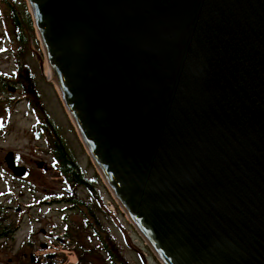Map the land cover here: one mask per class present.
Returning <instances> with one entry per match:
<instances>
[{"label": "water", "instance_id": "1", "mask_svg": "<svg viewBox=\"0 0 264 264\" xmlns=\"http://www.w3.org/2000/svg\"><path fill=\"white\" fill-rule=\"evenodd\" d=\"M27 3L88 154L160 263L264 264V0Z\"/></svg>", "mask_w": 264, "mask_h": 264}, {"label": "rangeland", "instance_id": "2", "mask_svg": "<svg viewBox=\"0 0 264 264\" xmlns=\"http://www.w3.org/2000/svg\"><path fill=\"white\" fill-rule=\"evenodd\" d=\"M24 1L10 0L12 4L19 7ZM7 11V4L6 6L0 5V16L3 17V20H0V68H5L7 77H11L12 80H15L13 74L17 68L21 75L19 78L21 85L17 92L11 93L9 89L6 90V94H2L3 99H0V174L5 172L2 167H4V159L7 156H15L31 172L39 173V175L31 176L24 181H15L8 176L4 177L5 187L10 193L7 198L12 199L10 205L27 207L18 220V238H22L28 231L36 230L37 232L40 227L47 228L36 219V216L45 215L50 222V250H43V252H50V255L55 254L56 264L78 263L79 257L73 247L75 243L68 239L66 242H69V246H65L63 234L68 225L81 226L78 224L81 221L80 216L67 209V205L63 201L66 186L63 185L55 167L45 173L44 170H40L36 166L39 160L46 163L51 162L48 143L50 141L46 139L49 132L45 122L49 120L64 140L69 152L76 159L83 174L93 181L103 205L110 211L108 215L100 211L97 214L104 228L110 232L109 237L114 239L126 264H160L159 259L123 212L109 188L106 187L101 176H98L99 172L67 112L56 85L46 78L49 67L46 59L43 58L40 42L38 46L32 40L29 44L31 49L18 61L19 68L16 66V60L10 51V40L13 35L12 24L9 19L5 22L3 16L4 13H8ZM37 132L42 134L37 135ZM5 174L8 175L6 172ZM48 193H50L49 196H47ZM77 193L78 197L85 200L91 198L89 192L84 188H78ZM42 197L50 199V207L43 205L38 208H29L27 206H31V204L33 206L35 204L33 201ZM86 233H88L87 230ZM39 239L46 240L41 235H39ZM77 240H80L88 248H95L98 245L95 240H88L84 236ZM105 257V253L101 251L93 261L94 263L91 262V264H110ZM1 264L14 263L3 260Z\"/></svg>", "mask_w": 264, "mask_h": 264}, {"label": "trees", "instance_id": "3", "mask_svg": "<svg viewBox=\"0 0 264 264\" xmlns=\"http://www.w3.org/2000/svg\"><path fill=\"white\" fill-rule=\"evenodd\" d=\"M8 6V13H4V19L11 20L12 39L10 40V51L13 58L18 62L22 59L27 51L31 49L29 44L34 40L39 46L37 33L33 24L31 13L26 0L22 5L17 6L12 4L10 0H3ZM21 4V3H20ZM1 15V13H0ZM1 17V16H0ZM3 20V17L0 18ZM21 76V75H20ZM46 129L49 134L47 141H50V152L55 161V167L60 171L61 181L66 188L64 189L63 201L67 205V209L77 213L81 221L78 224L81 226L68 225L64 229L63 244L69 246L67 238H70L75 245V251L78 254L79 260L77 264H91L96 260L99 252L105 253V259L110 264H126V261L119 253L118 247L112 237H109L110 232L104 228L97 212L108 215L110 211L103 205L100 194L97 192L93 181H90L81 171L79 164L74 156L69 152L62 137L56 131L55 126L46 120ZM42 134L41 132H37ZM36 135V136H37ZM44 135L46 133L44 132ZM98 173V172H97ZM98 176L100 177L99 173ZM101 178V177H100ZM84 188L89 192L90 200H85L78 197L77 189ZM58 201V200H53ZM65 221V219H64ZM64 224H67V222ZM86 230L88 233H86ZM84 236L88 240H95L98 245L88 248L81 243L80 237ZM101 250V251H100ZM50 257V258H49ZM43 264H56L55 255L47 256Z\"/></svg>", "mask_w": 264, "mask_h": 264}, {"label": "flooded vegetation", "instance_id": "4", "mask_svg": "<svg viewBox=\"0 0 264 264\" xmlns=\"http://www.w3.org/2000/svg\"><path fill=\"white\" fill-rule=\"evenodd\" d=\"M0 5H5L6 2L0 0ZM9 14V13H8ZM11 21V20H10ZM16 66L19 68L20 63L15 62ZM1 67V64H0ZM15 80L10 79L11 77H7L5 68H0V99H3L2 94H6V90L13 88L10 90L11 93L17 92L20 88L21 83L19 82L20 72H18L16 68V72L13 74ZM28 89V88H27ZM49 146H50V142ZM50 151V150H49ZM51 154V162L46 163L43 160H39L36 163V166L40 170H44L45 173L54 169L55 161ZM16 166H23L18 158L11 157ZM4 167L3 170L5 172L0 174V264L1 261L6 260L9 263L14 264H43L44 260L47 256H50V252H43V250H50V222L48 221V217L45 215L36 216V219L39 220L40 223H43L47 228L40 227L39 231L36 230L28 231L26 235L22 238H18L17 229L18 220L20 215L27 209L26 206L20 205L13 207L11 204L12 199L7 198L10 194L6 189L5 179L4 177H10L15 181H24L31 176H37L39 173L31 172V170L26 166L25 172L22 176H14L10 169L6 164V157L4 159ZM57 173H60L57 169H55ZM61 178V176H59ZM4 185V186H3ZM34 190V189H33ZM50 193L47 194L49 196ZM8 202V203H7ZM35 204L32 206L27 205L29 208L46 206L50 207V199L42 197L37 198ZM39 235H41L45 241L39 239ZM70 238H67V240ZM49 241V242H48ZM50 258V257H49Z\"/></svg>", "mask_w": 264, "mask_h": 264}, {"label": "bare ground", "instance_id": "5", "mask_svg": "<svg viewBox=\"0 0 264 264\" xmlns=\"http://www.w3.org/2000/svg\"><path fill=\"white\" fill-rule=\"evenodd\" d=\"M50 69V68H49ZM49 77V78H48ZM47 80H50V81H52L55 85H58L57 84V82H56V80H55V78L52 76V74H50L49 72H48V74H47Z\"/></svg>", "mask_w": 264, "mask_h": 264}]
</instances>
